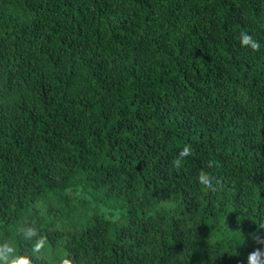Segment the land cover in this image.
Returning a JSON list of instances; mask_svg holds the SVG:
<instances>
[{
  "label": "trees",
  "instance_id": "obj_1",
  "mask_svg": "<svg viewBox=\"0 0 264 264\" xmlns=\"http://www.w3.org/2000/svg\"><path fill=\"white\" fill-rule=\"evenodd\" d=\"M8 241L31 264H264V0H0Z\"/></svg>",
  "mask_w": 264,
  "mask_h": 264
},
{
  "label": "clouds",
  "instance_id": "obj_2",
  "mask_svg": "<svg viewBox=\"0 0 264 264\" xmlns=\"http://www.w3.org/2000/svg\"><path fill=\"white\" fill-rule=\"evenodd\" d=\"M240 44L241 46L250 47L252 50H257L259 48V44L248 34L241 33L240 34ZM192 149L190 146H185L179 152V158L173 160V165L178 167L181 163V160L184 157L191 155ZM198 184L204 188L208 189L211 187L210 179L208 175L201 172L197 177ZM27 236H35L36 230L34 228H30L27 233ZM45 241L40 239L36 242L34 246V251H38L43 245ZM0 248L3 249V254L0 255V264H31L30 259L27 256H17L15 254V244L14 242L8 241L4 244L0 245ZM57 264H73L72 259L64 253H61ZM248 264H257L255 254H250L248 257Z\"/></svg>",
  "mask_w": 264,
  "mask_h": 264
}]
</instances>
